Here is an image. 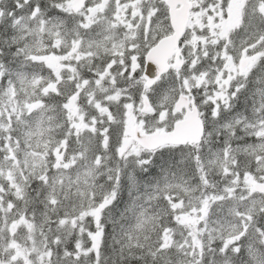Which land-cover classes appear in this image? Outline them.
<instances>
[{"label": "snow or ice", "instance_id": "6c2138e0", "mask_svg": "<svg viewBox=\"0 0 264 264\" xmlns=\"http://www.w3.org/2000/svg\"><path fill=\"white\" fill-rule=\"evenodd\" d=\"M0 264H264V0H0Z\"/></svg>", "mask_w": 264, "mask_h": 264}]
</instances>
